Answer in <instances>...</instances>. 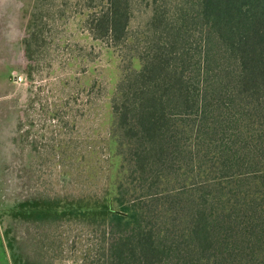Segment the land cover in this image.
<instances>
[{
    "label": "trees",
    "instance_id": "16d2710c",
    "mask_svg": "<svg viewBox=\"0 0 264 264\" xmlns=\"http://www.w3.org/2000/svg\"><path fill=\"white\" fill-rule=\"evenodd\" d=\"M118 1L110 36L125 28ZM177 1L165 43L141 61L128 90L127 80L119 85L113 134L122 145L135 138L129 166L138 167L144 188L149 167L165 164L171 147L180 150L198 132L212 157L204 179L191 185L196 197L150 208L140 204L150 195L127 198L122 180L95 197L28 198L10 214L38 226L78 220L103 227L112 237L108 264H264V0ZM160 17L153 8L152 20ZM6 238L11 264H41L22 239Z\"/></svg>",
    "mask_w": 264,
    "mask_h": 264
},
{
    "label": "rangeland",
    "instance_id": "374dc122",
    "mask_svg": "<svg viewBox=\"0 0 264 264\" xmlns=\"http://www.w3.org/2000/svg\"><path fill=\"white\" fill-rule=\"evenodd\" d=\"M116 1L0 0V264H11L8 234L41 264H108L112 237L103 227L17 223L10 210L19 201L95 197L124 180L126 197L150 195L140 204L152 208L196 197L191 185L204 179L212 150L207 156L195 132L180 150L169 149L172 159L149 167L139 187V169L129 166L135 138L122 145L114 136L113 100L165 43L179 1H118L125 28L110 36ZM153 8L159 19L152 20ZM156 174L161 181L154 184Z\"/></svg>",
    "mask_w": 264,
    "mask_h": 264
},
{
    "label": "water",
    "instance_id": "95a60500",
    "mask_svg": "<svg viewBox=\"0 0 264 264\" xmlns=\"http://www.w3.org/2000/svg\"><path fill=\"white\" fill-rule=\"evenodd\" d=\"M14 79H16V77L14 76Z\"/></svg>",
    "mask_w": 264,
    "mask_h": 264
}]
</instances>
